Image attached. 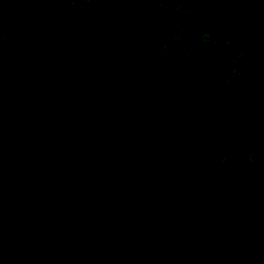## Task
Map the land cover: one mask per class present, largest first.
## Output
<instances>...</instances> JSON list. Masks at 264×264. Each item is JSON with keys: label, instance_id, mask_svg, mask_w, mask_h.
<instances>
[{"label": "rangeland", "instance_id": "rangeland-1", "mask_svg": "<svg viewBox=\"0 0 264 264\" xmlns=\"http://www.w3.org/2000/svg\"><path fill=\"white\" fill-rule=\"evenodd\" d=\"M1 73L0 85L21 87L24 98L0 119V171L24 156L57 157L67 145L71 157L75 147L108 156L135 139L144 122L138 111L150 103L163 109L162 127L186 110L208 117L207 127L248 125L253 133L264 113V0H0ZM97 105L104 122L91 119ZM113 105L132 106L138 121H116ZM251 153L260 177L187 175V187L202 193L209 181L222 182L223 223L197 235L222 264H264V134Z\"/></svg>", "mask_w": 264, "mask_h": 264}, {"label": "trees", "instance_id": "trees-1", "mask_svg": "<svg viewBox=\"0 0 264 264\" xmlns=\"http://www.w3.org/2000/svg\"><path fill=\"white\" fill-rule=\"evenodd\" d=\"M15 90L0 85L1 121L24 98ZM103 109H90V118L104 122ZM128 109L113 105L110 113L116 121L137 122L136 109ZM138 112L142 129L108 156L75 147L79 152L71 157L66 151L74 147L67 145L57 157L24 156L0 171V264H222L197 237L210 234V223H223L217 215L226 208L222 182L209 181L202 193L187 187V175L202 170L260 177L249 159L254 139L264 134V113L251 133L248 125L245 131L207 127L208 117L191 119L186 110L162 127L163 109L152 103ZM195 196L202 205H192Z\"/></svg>", "mask_w": 264, "mask_h": 264}]
</instances>
